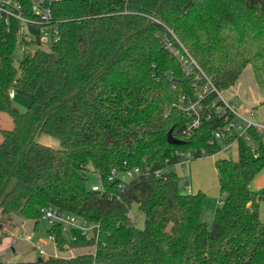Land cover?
Returning <instances> with one entry per match:
<instances>
[{
	"label": "trees",
	"instance_id": "trees-1",
	"mask_svg": "<svg viewBox=\"0 0 264 264\" xmlns=\"http://www.w3.org/2000/svg\"><path fill=\"white\" fill-rule=\"evenodd\" d=\"M15 1L37 19L38 0ZM43 6L58 39L41 49V27L30 25L36 50L21 59L19 23L8 28L0 15V112L14 122L0 142V210L33 221L38 232L41 209L54 207L101 223L102 237L93 253L14 264H264V192L250 188L264 169V132L249 130L258 157L243 148L236 161H216L224 199L211 226L201 219L203 192L183 194L172 170L166 179L153 174L175 163L174 151L219 150L209 141L223 119L204 121L188 135L190 118L178 107L181 97L196 98L199 72L223 91L251 66L264 86V0H45ZM164 39L198 69L187 74ZM38 87L44 93L26 112L14 108L10 91L34 95ZM217 97L212 92L204 102ZM170 130L181 145L167 142ZM41 134L57 138L61 148L39 143ZM144 159L150 175L123 191L118 181L108 182L113 169L124 173ZM91 174L102 191L89 186ZM133 205L144 215L142 229L126 217ZM46 237L64 252L60 224L48 226ZM93 246L82 237L70 244Z\"/></svg>",
	"mask_w": 264,
	"mask_h": 264
},
{
	"label": "built area",
	"instance_id": "built-area-1",
	"mask_svg": "<svg viewBox=\"0 0 264 264\" xmlns=\"http://www.w3.org/2000/svg\"><path fill=\"white\" fill-rule=\"evenodd\" d=\"M53 1V0H50ZM45 0H38L32 5V11L37 16L35 20L28 19L22 7V4L15 0H3L0 3V15L5 18V24L10 28L13 21L19 23L20 26V43L18 45L19 51H24L27 53L31 50V43L33 42V36L29 32L30 25L40 26L41 33V44L50 43L57 41L58 30L53 28L49 30V25L52 20V13L49 8L44 7ZM46 25V26H45ZM167 49L173 52L179 57L184 71L190 74L194 69H198V65L195 60L183 49L184 53L173 48L172 44L168 39H164ZM41 45V46H42ZM39 45V47H41ZM32 51V50H31ZM197 83L202 84L200 90L197 92L196 98L194 100H187L185 97H181L178 101V107L190 118L187 125V130L185 133L188 135L196 128H198L204 121H209L215 118L223 119L224 125L213 131L209 143L211 145H218L219 150L216 154L221 152H230L232 147L239 143L241 140L252 141L249 130L252 128L258 129L264 132V124L256 123L251 120L255 117L254 112H249L250 116H245L238 111H236L222 96V91H217L215 86L212 84L211 80L207 79L204 73L199 72L197 75ZM216 92L218 97L210 102L205 103L207 96ZM10 96L14 97V91H10ZM254 143V142H253ZM248 149L253 157H258L259 153L254 145L251 147H244ZM240 151V150H239ZM208 154L205 150L191 149L188 151H174L172 153V159L175 163L166 171L157 170L153 174L157 178H165V172L175 171L177 167L185 168L192 160L207 157ZM152 173L151 166L147 161L143 160V165L136 166L132 169L127 170L124 173H120L116 169L111 171L108 177L109 183L119 182V190L123 191L127 184L134 178L140 176H147ZM93 191H102V186L100 184H95L92 186ZM109 200L114 199V194L108 196ZM117 199L119 197L117 196ZM219 204V203H218ZM126 217L131 226L136 227L137 217L134 215L131 209L126 213ZM40 220L47 223L48 226H54L60 224L63 235L66 239L64 244L65 249H71L70 244L77 241L79 237L85 238L86 241H91L94 243V252L97 249L98 244L102 237V224L97 222H90L81 218L80 216L65 213L54 207H45L41 209ZM23 238L26 240H32L31 235L23 234ZM50 241L54 242L56 248V242L54 237L48 238ZM37 249L41 254L44 253L40 243H37Z\"/></svg>",
	"mask_w": 264,
	"mask_h": 264
},
{
	"label": "rangeland",
	"instance_id": "rangeland-1",
	"mask_svg": "<svg viewBox=\"0 0 264 264\" xmlns=\"http://www.w3.org/2000/svg\"><path fill=\"white\" fill-rule=\"evenodd\" d=\"M50 44H43L40 48L49 50ZM32 50H36V47H30ZM24 51H16V58L21 59L23 57ZM242 81L247 83V85L251 86V93L249 95L250 101L255 100V108L251 109L257 114L253 119H264V86H259L255 78L253 76L252 68L249 66L245 68L242 73ZM44 93L43 87H38L34 95L29 94H20L16 93L12 98V104L14 108H16L19 112L24 113L27 111L30 103L35 98L41 97ZM231 92L227 90H223L221 96L239 113L243 114L244 99L242 100L239 97H230L229 94ZM244 105V106H242ZM250 110V111H251ZM249 116V115H246ZM133 131L136 132L135 128H132ZM39 143L49 146L54 149L61 148L60 141L57 138L52 136L41 134L36 139ZM254 143L252 141L241 140L238 144L232 147L230 152H221L215 154L213 156L202 157L198 159L192 160L188 165L183 167H177L175 169L176 173L180 179L181 192L183 194H193L199 191L203 192L206 195L204 202V214L208 215V219L211 218L212 214L215 211V208L218 205V201H222L224 196L220 193V185H219V176L218 172L215 168V163L219 159H232L236 161L239 157V150L244 147H254ZM264 174V169L254 178L253 181L258 179L260 175ZM252 181V182H253ZM89 186L100 184V180L97 174H91L89 178ZM252 184V183H251ZM253 187V184H252ZM132 212L137 217V228L142 229L144 227V215L140 212L137 205H133L131 207ZM1 211V210H0ZM9 219H19L16 216L5 217L3 223H0V238L2 240V246L0 247V260L6 264H14L20 262H30L37 261L39 258H43L45 260L53 259V258H74L79 255H85L89 253H93L95 248H80V249H65L64 252L58 251L54 242H51L48 246H44V249L47 253L41 254L36 248V242L39 238L47 239L46 237V229L48 224L41 221L39 223V231L35 235L33 240L27 241L23 238V234L19 231L17 227L11 226L8 222ZM2 224L4 227H1ZM210 224V223H209ZM34 222H27L25 229H29L33 227ZM15 250V252L13 251ZM16 251L18 255H16ZM5 256L9 257V259H5ZM55 256V257H54Z\"/></svg>",
	"mask_w": 264,
	"mask_h": 264
},
{
	"label": "crops",
	"instance_id": "crops-1",
	"mask_svg": "<svg viewBox=\"0 0 264 264\" xmlns=\"http://www.w3.org/2000/svg\"><path fill=\"white\" fill-rule=\"evenodd\" d=\"M249 67L252 68L251 66H249ZM253 76H254V73H253ZM241 78H242V74L239 77V79L237 80V82L235 83V85L232 86L231 88H229L228 90L231 92L229 94L230 97H239L242 100L244 99L243 100L244 101L243 104L246 105V106H244V105H242V106H244L243 107V109H244L243 113L246 116V115H249V112H254V110H251V109L255 108L254 105L257 102H255V100H253V101L251 100L250 101L249 99H246V98H249V95L251 93V86L247 85V83H244ZM254 78H255V76H254ZM255 116H257L256 113H255ZM251 120L255 121L256 123L264 124V119H251ZM13 128H14L13 119L7 113L0 112V142L3 140L2 131L12 130ZM252 184H253V187H252ZM252 184L250 185V188L254 192H256V193L264 192V174L263 175L261 174L258 179H256L255 181L252 182ZM193 194H195V193H193ZM220 201H218V203ZM216 208H215V211H216ZM215 211L212 214L211 218L208 219V217H207L208 215L204 214V207H203L201 219L208 226H211V224L213 222ZM259 217H260V219L262 221H264V202H262L261 205H260ZM4 220H5V217L2 216V212L0 211V223H3ZM8 222L10 223L11 226L17 227L19 229V231L21 232V234L25 233L27 235H31L32 236V240L34 239V237H36L35 235L38 233V232H36L34 230V225H33V227H31V228H29L27 230L25 229V231L23 232V229L25 228L26 223L27 222H33V221H23V220H21L19 218V219H16V221H14L13 219H9ZM2 227H4L3 224H2ZM0 240H1V238H0ZM27 241H31V240H27ZM38 242L40 243V246H41L42 250L44 251V254L47 255V253H46V251L44 249V246H48L49 244H51L52 241H50L48 238L47 239L39 238V240L36 242V245H37ZM1 246H2V240H1L0 247ZM13 251L15 252V250H13ZM16 255H18L17 251H16ZM5 259H9V257L5 256Z\"/></svg>",
	"mask_w": 264,
	"mask_h": 264
},
{
	"label": "water",
	"instance_id": "water-1",
	"mask_svg": "<svg viewBox=\"0 0 264 264\" xmlns=\"http://www.w3.org/2000/svg\"><path fill=\"white\" fill-rule=\"evenodd\" d=\"M172 130H170L169 132H168V134H167V142L169 143V144H171V145H181L182 144V142L181 141H179V140H177V139H175L174 137H173V134H172ZM2 227V226H1ZM43 259L42 258H39L37 261H42Z\"/></svg>",
	"mask_w": 264,
	"mask_h": 264
}]
</instances>
